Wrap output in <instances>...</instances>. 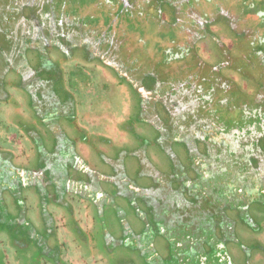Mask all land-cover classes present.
I'll list each match as a JSON object with an SVG mask.
<instances>
[{"label":"flooded vegetation","instance_id":"1","mask_svg":"<svg viewBox=\"0 0 264 264\" xmlns=\"http://www.w3.org/2000/svg\"><path fill=\"white\" fill-rule=\"evenodd\" d=\"M71 1L23 0L6 14L15 25L4 29L0 23L4 73L16 70L24 92L30 89L28 95L41 94L32 107L34 118L20 123L26 138L17 145L23 152V148L28 149L29 145L30 149L31 143H35L34 148L40 151L36 161L41 167H31L26 153V160L19 161L22 155H16L0 141V196L7 190L42 187L58 180L63 193L71 192L89 202L98 215L106 209L122 214L123 208L113 203L114 196L122 197L125 206L134 212L139 229L126 224L123 227L116 219L120 229L115 235L124 238L118 246L137 255L143 264H264V169L260 160H264V16L259 15L264 0H242L248 12L236 11L234 19L218 16L224 18L223 24L216 25V19L199 23L203 36L186 44L185 53L171 55L164 50L166 57L180 56L174 60L196 54L208 65L204 75L186 74L167 85L156 82L152 76L142 78L140 87L127 81L137 93V119L147 124V132L154 131V135L139 137L135 133L139 143L123 150L109 139L117 136L118 143L123 140L114 128L110 132L108 128L98 131L90 113L92 107L84 103L78 114L75 95L65 89L67 73L62 71V65L88 67L97 63L123 77L124 72L105 58L108 50L100 49L104 46L101 43L110 38L102 35L96 24L90 23L91 29L83 25L81 28L80 16L83 18L86 12L93 18L97 11L118 13L119 5L122 12L134 14L135 1L117 0L118 4L112 2L111 8V0H97L93 6ZM216 1L220 4V0ZM159 4H167L173 12L168 2L158 0ZM65 14L74 20L79 35L82 32L100 39L95 47L63 38L46 43L49 30L34 28L41 30L31 32L32 28H28L34 24L44 26L56 15L62 18ZM61 23L56 33H63L64 37L65 24ZM29 51L36 58V66L27 61ZM74 74L78 71L70 78L79 82L81 78ZM190 77L195 81L193 86ZM157 88L160 90L155 91ZM73 90L84 92L81 87ZM14 103L18 105L15 99ZM5 105L1 103L0 108ZM157 105L162 114L158 115L159 123L152 126L147 116L155 113ZM19 110L17 116L22 120L23 111ZM149 145L161 151L166 168L151 165L142 157L140 151L143 153ZM110 147L112 154V150L117 151L115 158L108 152ZM83 149L88 154L82 153ZM89 149L98 153L100 161L91 157ZM123 152L139 158L137 167L142 169L133 177H128L119 164ZM137 176L143 180L139 181ZM256 234H261V238H256ZM115 255L113 252L112 257Z\"/></svg>","mask_w":264,"mask_h":264},{"label":"rangeland","instance_id":"2","mask_svg":"<svg viewBox=\"0 0 264 264\" xmlns=\"http://www.w3.org/2000/svg\"><path fill=\"white\" fill-rule=\"evenodd\" d=\"M79 1L82 2L83 6H93L97 0ZM134 1V14L122 12V6L119 5L118 8H121V11L118 13L113 14L109 11L106 14V12L97 11L93 18H90L86 12L82 15L83 18L80 16L81 28L83 25L85 29H91L90 23L96 24L101 34L104 33L110 38L108 42L101 43L104 46H100V49L110 50V53L113 54L112 57L122 64L124 68L123 77L115 76L106 67L97 63H90L88 67H77L74 64L62 65V71L67 73L65 89L75 95L78 114L81 113L79 109H82L84 103L87 107H92L90 113L92 111L93 123L99 128L98 131H106L108 128L110 132L114 128L123 140L118 143L117 136H114L115 138L109 136V139L121 150L133 143H139L135 133L139 137L145 135L152 137L154 135V131L147 132V124H141L137 119V93L127 81L133 84L137 83L136 86L140 87L142 78L152 76L156 82L167 85L169 81L176 80L184 74L204 75L208 72L205 71L208 65L203 64V61L196 54L192 53L188 58H183L186 61L184 63L188 66L180 72L175 64L168 65L165 63L180 56L166 57L164 50L166 49L171 55L185 53L188 49L186 44L194 43L196 40L194 37L203 36L200 33L201 25L197 26L199 23L207 24L216 19V25L223 24L224 18L218 16L224 15L226 18L234 19L233 13L236 11L239 12L240 9H243L246 13L248 12V8L242 6V0H220V4L216 0L214 3H210L213 2L212 0H159L160 3L166 1L171 4L173 12L168 9L167 4H159L158 6V0ZM22 2L23 0L18 2L0 0V16H3L0 23L4 29H10L15 25V22L7 18L6 14ZM112 2L118 4L117 0H111ZM206 3L209 5H205ZM113 6L112 3L109 8ZM255 6H257L256 3ZM131 9L133 8L131 7ZM104 10L106 11L105 8ZM204 11H207L206 15ZM259 12H262L259 15L264 16V9H260ZM69 16L65 14L62 18H58L56 15L57 18L48 21L49 23H45L44 26L34 24L33 26L28 25V28H32L33 31L29 30L31 32H38L41 29H45V32L49 30L50 33L45 35L46 43L57 42L59 38H63L74 44L88 45V48L89 45L95 47V43L100 39L88 34L84 35L82 32L79 35V31L75 29L74 20ZM57 21L59 22L57 23ZM61 22L65 24L63 26L65 38L63 33H56L57 30H60L57 25L60 24L62 27ZM255 25L261 29L256 22ZM34 28L41 29L35 31ZM73 35L77 38L74 39ZM33 39L34 37H32V41H34ZM1 40L0 38V43ZM243 49H245L244 46ZM1 56L2 53H0ZM32 56L29 51L26 54L27 61L36 66V58ZM2 62L0 60V91L3 93V97L0 98V106L1 103H6V105L0 108V131L3 132L4 136L0 138V141L5 146H10V151L16 155L17 153L22 155L19 157V161L23 162L24 153H26L29 156L28 161L31 167H35L34 165L37 167L36 158L39 157L40 151L37 152L34 148L36 144L31 143L30 149L28 145V149L23 148V152H20L17 145H20V141L26 138V131L20 126V123H27L31 117L34 118L32 107L39 101L41 94L32 92L28 95L30 89L24 92L22 84L17 80L16 70L13 69L4 73ZM175 68L177 74H172L173 72L170 71ZM73 71H78V74L74 75L81 78L79 82H75L74 77L70 78L71 74L74 73ZM190 79L193 86L195 81L192 77ZM11 81H14L15 84H12ZM192 86L191 88H193ZM77 87H81L84 92H74L73 89H77ZM60 88L63 90V85L60 84ZM158 90L160 89L157 88L155 91ZM186 90L189 91L187 88ZM86 92L89 93L85 95ZM83 95L85 97L81 103ZM14 99L18 105L14 103ZM19 108L23 111L22 120L17 116V109L19 110ZM154 108L155 113L152 114L151 112L152 116L150 114L147 116L152 126L159 123L158 115L162 114L160 105ZM12 118H17L18 121H13ZM25 144L27 147L29 142L26 141ZM110 149L111 147L108 152L112 154ZM89 152L91 157L95 158L96 156L97 160L100 161L98 153L95 154V151L91 149ZM112 152L115 158L117 151L112 150ZM82 153L88 154V151L83 149ZM140 153L146 161H150L151 165H156L161 169L166 168L164 166L166 159L161 151L154 148L153 145H149L146 151L143 153L140 151ZM167 153L170 154V151L167 150ZM119 159V164L125 168L128 177H133L138 169H142L137 167L136 162L139 158L136 156L123 152ZM260 160L262 162L261 168L264 169V160ZM26 162L25 164H27ZM149 168L154 170L152 166ZM137 178L139 181L143 180L142 176H137ZM61 187V182L52 180L51 183L42 187L31 186L19 191L7 190L0 196V264H130L129 261L132 262L131 264H143L137 255L131 254V251L125 249L120 250L118 246L120 244L118 241L124 239L115 235L116 231L120 229L119 224H123V227L127 225L131 229H139L135 214L125 206L124 198L119 196L113 198V203L123 208L122 214L119 215L110 209H106L101 215H98L92 204L71 192L63 193ZM118 215L120 218H117ZM256 238H261V234H256ZM156 243L159 245L160 242L156 241ZM113 252L116 253L114 257H112Z\"/></svg>","mask_w":264,"mask_h":264},{"label":"water","instance_id":"3","mask_svg":"<svg viewBox=\"0 0 264 264\" xmlns=\"http://www.w3.org/2000/svg\"><path fill=\"white\" fill-rule=\"evenodd\" d=\"M14 36H15V34L12 33V37H14ZM124 45H125V44H124ZM112 55H113L112 52L110 53V50H108V52H107V56H105V58L107 59L108 62H110L111 64L117 66L118 68L121 69L120 71L123 72L124 68L122 67V64L119 63L117 60H115V59L112 57ZM184 60H185V59H184ZM184 60H183V59L171 60V61H166L165 63L168 64V65H170V64H175V65L178 67V69L180 70V72H182V69H183L184 67L188 66V65L185 64L186 61H184ZM184 62H185V63H184ZM173 66H174V65H173ZM170 72H173L172 74H177V73H176V68H175L174 70L170 71ZM184 75H185V74H184ZM179 79H180V77H179L178 79L173 80V81H170V82L175 83V82H177Z\"/></svg>","mask_w":264,"mask_h":264},{"label":"trees","instance_id":"4","mask_svg":"<svg viewBox=\"0 0 264 264\" xmlns=\"http://www.w3.org/2000/svg\"><path fill=\"white\" fill-rule=\"evenodd\" d=\"M252 2V1H251ZM256 3H258L259 2V0L258 1H255ZM261 2V1H260ZM262 4L264 5V1L262 2ZM259 7H260V5H259ZM259 9H261V7L259 8ZM252 20V19H251ZM253 21V23H254V26H256L255 25V22H256V24L258 23L255 19H253L252 20Z\"/></svg>","mask_w":264,"mask_h":264}]
</instances>
